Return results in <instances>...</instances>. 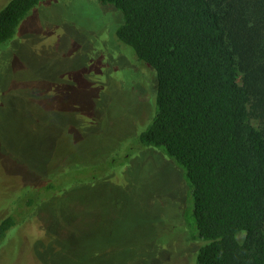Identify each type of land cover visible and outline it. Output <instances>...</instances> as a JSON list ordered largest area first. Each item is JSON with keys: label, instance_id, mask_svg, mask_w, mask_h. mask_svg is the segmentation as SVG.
Wrapping results in <instances>:
<instances>
[{"label": "rangeland", "instance_id": "obj_1", "mask_svg": "<svg viewBox=\"0 0 264 264\" xmlns=\"http://www.w3.org/2000/svg\"><path fill=\"white\" fill-rule=\"evenodd\" d=\"M121 22L111 4L46 0L0 45V216L18 220L0 264H199L182 168L127 143L154 113Z\"/></svg>", "mask_w": 264, "mask_h": 264}, {"label": "trees", "instance_id": "obj_2", "mask_svg": "<svg viewBox=\"0 0 264 264\" xmlns=\"http://www.w3.org/2000/svg\"><path fill=\"white\" fill-rule=\"evenodd\" d=\"M45 1L9 0L0 45ZM97 1L122 13L117 40L130 47L141 103L154 113L136 144L127 143L182 168L188 229L203 242L199 264H264V0ZM17 223L13 213L0 216V260Z\"/></svg>", "mask_w": 264, "mask_h": 264}]
</instances>
